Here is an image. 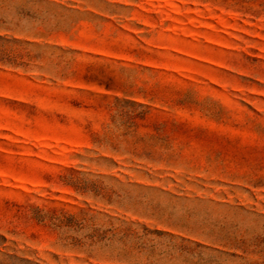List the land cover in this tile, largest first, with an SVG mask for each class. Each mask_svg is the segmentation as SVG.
Listing matches in <instances>:
<instances>
[{
    "label": "rangeland",
    "instance_id": "374dc122",
    "mask_svg": "<svg viewBox=\"0 0 264 264\" xmlns=\"http://www.w3.org/2000/svg\"><path fill=\"white\" fill-rule=\"evenodd\" d=\"M0 264H264V0H0Z\"/></svg>",
    "mask_w": 264,
    "mask_h": 264
}]
</instances>
